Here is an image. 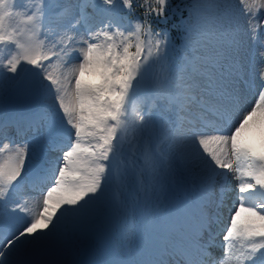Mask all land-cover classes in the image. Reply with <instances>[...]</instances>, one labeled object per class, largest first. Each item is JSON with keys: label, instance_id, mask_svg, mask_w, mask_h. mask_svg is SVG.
Masks as SVG:
<instances>
[{"label": "snow or ice", "instance_id": "snow-or-ice-1", "mask_svg": "<svg viewBox=\"0 0 264 264\" xmlns=\"http://www.w3.org/2000/svg\"><path fill=\"white\" fill-rule=\"evenodd\" d=\"M47 3L40 0L30 14L23 13L22 22L28 26L25 34L9 31L6 22L22 14L12 11L9 0H0V44L14 45L16 50L6 62L0 58V92L8 91L9 82L14 81L17 88L26 86L50 93L71 143H52L56 121H51L45 137H33L15 148H0V264H22L24 258L86 237L110 200L122 202L132 182L143 192L146 211L152 198L149 185L154 186L166 169L171 180L173 161L187 171L193 165H203L197 177L195 213L189 218L186 241L171 251L159 250L150 264H169L172 254L181 256L184 264H256L258 254L264 259V140L257 147L244 137L252 132L254 124L264 133V86L247 108L241 107L244 69L238 57L241 18L255 17L264 9V0H188L184 35L189 41L197 35L206 37L212 25L219 46L203 54L198 48L192 50L183 74L173 80L174 91L169 99L179 112L175 125L166 129L167 151L153 148L148 141L142 148L137 144L133 157L140 164L131 176L119 167L123 145L130 131L143 130L148 123L137 111V86L149 64L167 56L172 42L168 33L153 31L148 18L154 14L167 20L169 12L184 9L171 8V0H155L156 7L147 8L143 22L137 19L134 30L126 32L120 27L116 10L122 4L132 11L133 0H100V10L112 11L116 19L110 17L95 28L89 24L82 0L80 19L70 22L61 30L59 40L46 47L41 33L49 32L45 22ZM68 11L65 8L62 14ZM80 24L86 35H78ZM258 27L264 25L254 26L250 19L254 38ZM65 37L83 46L69 48ZM74 54L78 62L69 63ZM260 78L264 81V69ZM197 104L201 111L213 112L220 123L206 124L186 141L181 139V131L185 126L196 127L199 116L193 113V106ZM236 113L239 115L234 119ZM4 127L0 122V136ZM209 127L213 132L207 131ZM56 147L61 155L55 166L46 169L52 184L42 197L5 208L6 198L10 199V193L20 187L17 182L26 162L39 166L41 158ZM230 175L236 181L234 189ZM114 177L118 184L115 189ZM229 193L235 197L230 207L226 203ZM224 208L228 210L227 218ZM6 216L8 222L18 225L7 234ZM213 223L224 225L220 232L225 252L219 260L211 251L220 235L212 232ZM205 232L209 234L207 241L203 240Z\"/></svg>", "mask_w": 264, "mask_h": 264}, {"label": "rangeland", "instance_id": "rangeland-1", "mask_svg": "<svg viewBox=\"0 0 264 264\" xmlns=\"http://www.w3.org/2000/svg\"><path fill=\"white\" fill-rule=\"evenodd\" d=\"M59 1L60 0H53L49 6H51L54 3H57ZM181 3H186V0H180L178 4L180 5ZM81 7H82V0H78L75 3L69 2V3H67V5H66V3H64V0H61L59 2V4L57 5V8H60L59 10H61V11L65 8L69 9V11L65 15V17L62 14H58V13L47 15V22H48L47 27L49 28L48 34L53 40H55V42H57L59 40V38H60L59 34H60L61 30L67 28L70 22H75L76 20L80 19ZM84 7H85V11L89 14V24H91L93 28H95L99 24L103 23V21L109 19L110 17L112 19H116V16L113 14V12L109 13L108 11H102V13H101L102 15H100V16L97 15L96 10L101 9L100 0H94V3H93V0H84ZM103 7L107 8V6H103ZM118 11H119V8L116 10L117 14H118ZM209 16H211L210 13H209ZM250 19H251V23L254 26L255 25H264V9L260 10V12L255 17L242 16V18H241V29H240L241 47H240L239 52H238V57H239L241 64L243 65V69H244L243 82H242V95H243V102L241 105L242 108H247L251 104V102L256 98V93H255L256 87L252 86L253 92H251L248 85L252 84V83H256V79L254 78V75L261 73V69H263V62H262V68L261 69L260 68H253V70H250V71L247 70L248 66H249V54L251 53V51L254 47V44L257 43V44L264 46V41L262 40V33L264 30V27H258L257 28L256 36L254 38L253 32L249 29ZM258 19L262 20L261 24H258V22H257ZM101 20H103V21H101ZM77 27L79 29L78 35H86L83 24H80ZM11 28L14 29V25H12ZM65 43L67 44V47H69V48L82 47L83 46L82 44L77 45V44H74L72 41H68L66 37H65ZM218 46H219V44H218V40L216 38L215 26L210 25V30H209L206 37H201V36L197 35V36H195V38L192 41L188 40L187 51L185 53V56L183 57L184 60L181 61L180 65L178 66L175 77L183 74V69L185 68L183 63L187 62V59L193 54L192 50L194 48H198L200 50V54H203L206 52L213 51ZM59 47H60V45L57 44V51L59 50ZM15 51L16 50L14 49L11 53H9L8 58H10L12 55H14ZM258 51L260 53L262 51V48H259ZM8 58H4V60L6 61ZM54 60H55V58H53V61ZM74 62H78V57L75 54L69 60V63H74ZM175 77H174V79H175ZM13 83H14V81H10L9 86H11ZM201 83H203V81H201ZM170 89H174L173 83L171 84V86H169L165 90H170ZM159 90L161 92H166L164 89H159ZM2 93H3V96H2V99L0 98V101L4 99V95H5L6 91L2 92ZM0 95H1V92H0ZM155 96L157 97L158 94L156 93ZM155 96L149 97L147 99V101L155 100L156 99ZM46 99L51 101L56 106L55 100L51 94H49V95L46 94ZM204 99L211 101L212 97L211 96H205ZM137 100H138V104H140L142 107L140 112H144L146 109L149 111L148 117L146 118V120H148V123L145 125L143 130L137 131L135 133H132L130 131L129 136L126 139L127 143L130 146H134L135 144L136 145L139 144V142L145 138L146 133H147V129H149L150 127H151L152 131H154L156 134H158V131L162 127V124H165V125L168 124L169 125V127L165 126L166 129L173 127L175 125V123L171 122V120L169 118L170 116L167 117L168 123H166V121H164V120L161 121V120H156L154 118V112H155L154 108H155V106L157 107V104H152L151 107H149L146 100L143 97L142 98L138 97ZM155 103H157V102H155ZM45 107L48 108L47 106H45ZM50 112H51V115L57 116L58 110L56 112L53 110H50ZM237 115H239V113L234 114V118ZM5 116H6L5 113L1 112V118L2 117L4 118ZM211 117L213 118L214 122L216 124H218L216 121V119H218V117H216L213 114V112H211ZM51 121H54L53 117H52ZM42 124L45 125L44 120L42 121ZM150 124H152V126H149ZM45 128H46V125H45ZM207 131L213 132L212 129L211 130L208 129ZM192 133L193 132H190V129L187 126H185L181 131V139H184L186 141L191 140L193 138ZM250 134H251L250 138L246 137L248 135V133H245L244 137L248 142H250L254 145L255 144L256 145L261 144L262 140H264V133L261 132L259 125L254 124L252 126V132H250ZM62 136L65 137V139L67 141L66 144H70L71 140L69 139V133L67 130L63 131ZM133 136L135 137V139H133ZM165 137H166V133L164 135L159 136L158 137V143L156 145V148L160 147V149L162 151H167V145L164 143ZM3 139H4V142H3V145L1 146V148H4L5 146H7L8 148H15L17 146H21L24 143L28 142L27 137L22 139L21 144H19V143L10 144L6 139V136H4V135H3ZM4 155L5 156L7 155V151L4 152ZM137 160H138V164H140V161L138 158H137ZM202 168H203L202 164L193 165L191 170L187 171L183 168L182 165H178V164H176L175 161H173L172 162V178H171V180H169V174H168V171L166 169L161 174L159 181L154 186L149 185V192L152 195V198H151V200L148 201V206H147L146 211H145V202H144L143 192L141 190L137 189L135 198L131 199V204H134L135 201L138 198H140V200H141L140 202H141V205L145 211V215L140 216V215L136 214L134 207H132V205L130 207L131 208L130 213H128V214L122 213L123 217L125 218V221L123 222V225H122L121 236H120V238H118V243L115 245L117 250L115 249L114 251L111 252L112 260L115 258L120 259V260H127V258H130L133 260L137 259L142 254L141 249H142V251H144L147 248V246H149L153 241H155V238H156L155 229L156 228L167 230L170 234V238H172L174 236L175 232H177V235L179 237H183V235L179 231H176V230L180 226H184L185 224H187L189 222V219H187V221L185 223H181L180 225L176 226L174 223H169V218H170L169 215H167L168 219L164 220V218H163L164 213L163 212H166V214H168L173 209H177V210L182 211V209L185 206L184 203L187 200L191 203L197 201V197H198V193H199V186H198L197 177L200 174ZM175 175L186 182V184L188 186V190H189V193H188L189 195H188L187 200H185L182 203L183 205L181 204L179 206L176 205L175 202H171V203L166 202V199L163 197L164 193H168L171 196H178L179 195L178 191L174 188L173 183H172L173 177ZM218 181H219V178H218ZM217 185H218V183H217ZM217 185H216V187H217ZM127 199H128V193L125 192L123 199H122V205H124L125 207L130 206V203H128L129 201H127ZM182 213H184V212H181V214ZM176 214H177V212H174L171 214V221L175 220ZM102 222L103 221H102L101 217H99V219L97 220V222L95 223L94 227L91 229L89 234L86 237H84L85 241L99 237V235H100V228L99 227L102 224ZM135 222L139 223L140 228H137V224L135 225ZM162 223H164L165 226H163ZM6 224H9V222L7 220V216L5 217L4 226ZM132 235L135 236L136 240H138V242H136L135 249L134 250L131 249L128 253L126 251H122L123 248L120 244H123L125 246H130L131 240H132V238H131ZM146 240L148 241L147 244H145ZM69 246L65 245L66 250H67V248H69ZM132 247H133V244H132ZM143 248H145V249H143ZM117 251L119 253L120 252L121 253L119 254ZM83 257H84V255H83ZM217 258H219V256ZM37 260H39V259H37ZM87 261H90V259L87 258ZM22 262H23V260H22ZM38 264H40V260L38 261Z\"/></svg>", "mask_w": 264, "mask_h": 264}, {"label": "trees", "instance_id": "trees-1", "mask_svg": "<svg viewBox=\"0 0 264 264\" xmlns=\"http://www.w3.org/2000/svg\"><path fill=\"white\" fill-rule=\"evenodd\" d=\"M179 1L180 0H171V8H173V9L179 8L180 10H183L184 8H182V6H181L182 3L180 5L178 4ZM50 3H51V1L48 0V3L46 5L47 6L50 5ZM149 6L155 8L156 7L155 0H133L132 11H128L124 6H123V8H124V12L127 14L128 18H130V20L132 22L136 21L137 19H139L143 22L144 13ZM184 11L185 10L169 12L167 20H164L162 18H158L154 14L151 15L148 19L151 21L153 31L160 32V30L164 26H169V27H171L172 25L178 26V23L173 22V21L176 19H179L184 14ZM133 28H134V26H133ZM180 31H181V27L177 28V31L173 33V39L178 38ZM141 38L142 39H148L147 37H141ZM168 47L171 48V43L168 45ZM158 62H160V60L151 62L147 68V69L154 70L155 76H157L156 71H157L158 65H159Z\"/></svg>", "mask_w": 264, "mask_h": 264}, {"label": "water", "instance_id": "water-1", "mask_svg": "<svg viewBox=\"0 0 264 264\" xmlns=\"http://www.w3.org/2000/svg\"><path fill=\"white\" fill-rule=\"evenodd\" d=\"M31 76V74H29ZM149 86L144 87L143 92L148 91ZM42 91H33L26 86L15 87L9 92L6 98V106L9 112L28 113L34 111L38 107V102L41 98ZM114 200V199H113ZM116 203V201L114 200ZM114 234L113 221L109 220L103 230L102 239L111 241Z\"/></svg>", "mask_w": 264, "mask_h": 264}, {"label": "bare ground", "instance_id": "bare-ground-1", "mask_svg": "<svg viewBox=\"0 0 264 264\" xmlns=\"http://www.w3.org/2000/svg\"><path fill=\"white\" fill-rule=\"evenodd\" d=\"M51 1V3H52V1L53 0H50ZM78 0H64V3H69V2H72V3H75V2H77ZM96 2V1H95ZM50 3V4H51ZM89 8V7H88ZM56 9H58V8H56ZM68 9V8H67ZM69 10V9H68ZM97 12V14H101L102 13V11L101 10H96ZM68 13V12H67ZM67 13H63L64 15H66ZM100 16V15H99ZM107 17V16H106ZM105 17V18H106ZM96 19V18H95ZM102 19V18H101ZM101 21H103V20H101ZM13 89V88H12ZM248 105V104H247ZM245 106V105H244ZM246 107V106H245ZM10 117V116H9ZM12 121H13V123H14V125H16L17 123H19V122H24V123H27V124H34V125H36V123H38V120L34 117V114H30V115H26V117H24V116H22V115H18V114H16V115H14L13 116V118H12ZM17 131H20V130H18L17 129ZM21 132V131H20ZM220 254H223V252L221 251L220 252ZM218 259V258H217Z\"/></svg>", "mask_w": 264, "mask_h": 264}]
</instances>
